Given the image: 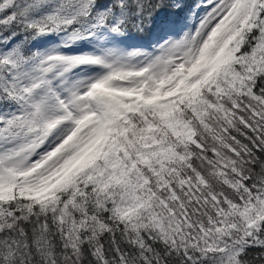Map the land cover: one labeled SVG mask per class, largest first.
I'll list each match as a JSON object with an SVG mask.
<instances>
[{
  "label": "snow or ice",
  "instance_id": "1",
  "mask_svg": "<svg viewBox=\"0 0 264 264\" xmlns=\"http://www.w3.org/2000/svg\"><path fill=\"white\" fill-rule=\"evenodd\" d=\"M0 264H264V0H0Z\"/></svg>",
  "mask_w": 264,
  "mask_h": 264
}]
</instances>
